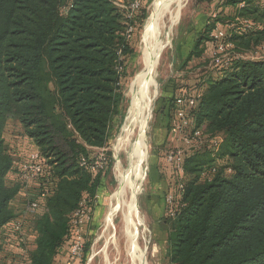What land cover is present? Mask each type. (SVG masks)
Listing matches in <instances>:
<instances>
[{"label":"trees","instance_id":"obj_1","mask_svg":"<svg viewBox=\"0 0 264 264\" xmlns=\"http://www.w3.org/2000/svg\"><path fill=\"white\" fill-rule=\"evenodd\" d=\"M131 1L0 0V264L63 263L73 239L71 215L82 199L95 207L105 189L110 161L105 172L91 173L79 160H92L107 146L120 115L121 82L133 54L127 29L141 30L147 17L140 0V16L128 19L118 5ZM222 6L233 11L232 26L256 25L235 33L232 44L264 47V0ZM213 27L196 39L187 63L202 56L198 48L206 40L217 49L209 38ZM221 72L165 107L169 135L179 110L208 140H220L215 152L210 144L182 155V194L175 163L168 165L176 179L173 192L165 191L173 201L164 199L162 221L169 264H264V59L230 60ZM182 95L194 98V106L176 104ZM8 118L39 155L41 173L26 191L22 167L30 155L18 163L7 148ZM17 197L24 210L37 204L29 219L14 211Z\"/></svg>","mask_w":264,"mask_h":264},{"label":"rangeland","instance_id":"obj_2","mask_svg":"<svg viewBox=\"0 0 264 264\" xmlns=\"http://www.w3.org/2000/svg\"><path fill=\"white\" fill-rule=\"evenodd\" d=\"M154 1L143 0L141 10L146 12V20L151 14ZM223 2L224 0H219V3L210 5L198 4L196 0L187 2L177 25L173 28L170 43L163 51L156 70L157 94L146 131L147 149L145 155L138 160V174L142 182L140 194L137 197V206L139 216L144 220L148 233L144 236L142 234L143 227L140 225L135 226V228L140 251L147 253V264H169L166 232L163 229L162 221L166 217L165 191L171 188V192H173L174 189L170 186L175 184L176 179L168 167L170 163L167 161V157L177 152L181 155L190 154L191 151H201L205 147L201 146L198 150L196 144L187 145L180 137L168 134L169 119L165 113L168 101H171L180 91L191 92L197 89L199 84H203L209 79H216V75L221 72L226 64H229L230 60L264 59V47L248 50L245 45L235 46L232 44L230 39L235 33H241L239 27L243 20L238 22V26H232L229 20L232 19L234 13L229 7H223ZM141 10L134 13L135 19L140 16ZM146 20L141 30L131 32L128 37L133 54L127 58L126 76L122 78L121 82L124 100L120 106V115L116 117L110 131L107 146L98 150L107 156L110 161V168L105 179V189L99 193V198L91 214V220L85 228V250L82 259L77 264H132L127 252V234L123 229L121 212L118 210L113 218L109 217V213L113 212V196L117 194L120 187L117 163H120L121 171L129 168L126 153L121 151L117 154L113 149L131 106L130 92L134 80L142 70L143 32ZM255 22L259 23L260 20ZM252 24L251 31L256 29V25ZM213 25L214 29H218L227 36L229 43L226 40L224 44H230L232 49L230 48L231 50L226 53L215 55V50L210 49L211 41L206 40L198 48L203 51L202 56L187 63L186 59L194 48L196 39ZM172 120L173 118H171ZM3 138L15 142L10 151L18 163L34 153V151H29L27 142L23 141V132L16 120L7 119ZM157 188L162 195L160 198L164 206L161 219H157L158 213L154 209L156 202L160 200H156L152 196L155 191L157 192ZM29 218V216H24V219Z\"/></svg>","mask_w":264,"mask_h":264},{"label":"bare ground","instance_id":"obj_3","mask_svg":"<svg viewBox=\"0 0 264 264\" xmlns=\"http://www.w3.org/2000/svg\"><path fill=\"white\" fill-rule=\"evenodd\" d=\"M188 1H154L151 14L144 25L142 70L134 80L130 92L131 106L113 149L117 154L121 151L126 153L129 168L121 171L120 163H117L120 187L113 196L114 209L109 217L113 218L118 210L121 212L123 229L127 234V252L132 264H147V253L140 251L135 228L140 225L143 227L142 234L146 236L148 233L137 206L142 182L138 174V160L145 155L147 149L146 131L157 94L156 70L163 51L170 43L173 28Z\"/></svg>","mask_w":264,"mask_h":264},{"label":"built area","instance_id":"obj_4","mask_svg":"<svg viewBox=\"0 0 264 264\" xmlns=\"http://www.w3.org/2000/svg\"><path fill=\"white\" fill-rule=\"evenodd\" d=\"M139 3L140 0H132L131 2L125 5H118V6L127 13L128 19H133L134 13H136L139 9ZM240 8H243V6L241 5ZM239 28L241 29L240 30L241 33H245V32L248 33L252 30L253 24L250 21L243 20ZM131 32L132 29L128 28L127 29L128 37ZM224 37L225 35L216 28L210 32L209 38L213 40L215 43H217V49L214 52L215 55L220 53H226L228 50H230L231 48L230 44L220 43V40L223 39ZM214 60L217 61V59ZM219 64L220 62L218 63V65ZM226 66H228V64H226ZM175 103L180 105L187 104L192 107L194 106L195 99L186 95H182L176 99ZM177 117H178V124L173 126L171 130V133L173 135L180 137L187 145L193 143L196 144V148L198 150L200 149L201 146H206L211 144L212 152L217 151V148L220 144L219 138H214L211 141L208 140L206 137L203 136L201 131L195 129L193 121L187 119L182 111L179 110L177 111ZM98 150L101 149H96V154L93 156L92 160H87L83 157L80 158L79 166L88 170L91 173L105 172L109 164V160L105 154L98 152ZM38 158L39 155L37 152L32 153L29 157L28 163H26L22 167V171H23L22 178L25 184L24 187L25 191L27 189L29 182L38 179L41 173V168L37 164ZM167 161L169 163L171 162L175 163V169L176 172L178 173L177 192L179 194H182L183 192V184L181 182L182 181L181 176L183 175L182 155L179 152L175 154H171V156L167 157ZM228 172H230V169L228 170ZM98 198H99L98 195L95 196L94 204H93L94 206L96 205ZM172 201H173V197L171 195L165 196V203L171 205ZM93 208H94L93 206L87 204L86 199H82L77 210L71 215L70 224L72 226L73 239L69 247V258L61 264H74L75 262H78L80 261V259H82L85 250L84 231H85V227L91 220V214L93 212ZM36 209H37V204L35 202L28 204L25 207L24 216L34 215ZM169 216L173 217L174 216L173 212H171ZM15 228L17 231H21V224L20 223L16 224ZM21 240L22 243L25 242L23 238Z\"/></svg>","mask_w":264,"mask_h":264},{"label":"crops","instance_id":"obj_5","mask_svg":"<svg viewBox=\"0 0 264 264\" xmlns=\"http://www.w3.org/2000/svg\"><path fill=\"white\" fill-rule=\"evenodd\" d=\"M216 2H218L219 3V0H214L213 1V3H216ZM212 4V3H211ZM222 76V72H220V73H218L217 75H216V78H220ZM20 133V132H19ZM5 139V138H4ZM23 141H25V142H27V146H29V151H34V152H36V147L34 146V144H33V142L32 141H30V140H28L26 137H24V135H23ZM5 144H6V146H7V148L8 149H10V148H13L14 146V144H15V142H13V141H10V140H7V139H5ZM24 153L26 154V152L24 151ZM23 162L24 161H26V159H23L22 160ZM21 161V162H22ZM13 177H12V175H10L9 176V180H11ZM156 200L157 199H159L160 201H158V202H156V204H155V210L157 211V213H158V216H157V219H161L162 218V216L163 215H161L162 213H163V210H164V206H163V204H162V200H161V198H162V195H161V193H160V190L157 188V192L155 191L154 192V194L152 195ZM161 197V198H160ZM19 198V199H18ZM13 209H14V211L15 212H17V213H20L22 210H24V208L23 207H21V203H20V197H17L16 199H15V201L13 202ZM1 261H3V264H6V262L4 261V260H1ZM78 262H75L74 264H77Z\"/></svg>","mask_w":264,"mask_h":264}]
</instances>
